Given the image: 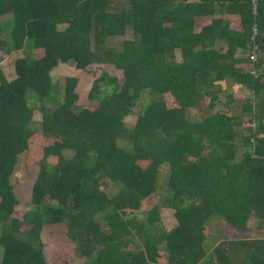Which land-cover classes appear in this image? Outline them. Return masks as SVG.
I'll return each instance as SVG.
<instances>
[{"label": "trees", "instance_id": "obj_1", "mask_svg": "<svg viewBox=\"0 0 264 264\" xmlns=\"http://www.w3.org/2000/svg\"><path fill=\"white\" fill-rule=\"evenodd\" d=\"M0 17V64L23 53L12 79L0 65V264H49L42 232L58 225L81 264H264V57L249 58L264 54V0L255 12L252 0H0ZM70 61L114 66L123 82L96 77L97 105L75 111V78L51 75ZM38 136L48 143L20 220L10 178Z\"/></svg>", "mask_w": 264, "mask_h": 264}, {"label": "rangeland", "instance_id": "obj_2", "mask_svg": "<svg viewBox=\"0 0 264 264\" xmlns=\"http://www.w3.org/2000/svg\"><path fill=\"white\" fill-rule=\"evenodd\" d=\"M121 2H126L127 0H120ZM8 19L5 17H0V23L5 22ZM208 20L205 22L207 23ZM203 25V24H202ZM67 24H60L57 26L58 31H64L66 29ZM133 37V34L131 31H128L125 36H117L112 37L108 40V46L114 47V48H120L122 46V41L125 39H131ZM42 54L41 50L35 49L34 50V56L37 58ZM260 58L264 57V54L261 52L259 53ZM241 55V54H240ZM23 53L20 51L12 52L8 57L4 58L1 62V68L4 71L6 77L8 79H12L15 76L14 73V62L17 58L22 57ZM245 56V54H244ZM109 73L110 75H114L119 78L120 83L123 82V72L122 70L116 69L114 66L111 65H105V64H92L87 66L84 69H79L75 66V63L73 61L67 62V63H59L52 71L51 75L53 79L56 81L55 78H65V77H71L75 78V84L73 92L78 96L77 101L75 103V111H78L79 109L83 107H95L97 105L96 102L90 101L87 97L88 92L91 87L92 81L96 78L101 76L103 73ZM233 94L236 98H239L240 101L241 98H246L248 96L246 91H243L241 87L234 86L233 88ZM222 100L224 99L223 96H221ZM169 102L173 101L171 97H168ZM150 101L149 93L145 92L141 98L138 100L136 107L133 109L132 114H130L126 118V125L128 128L133 127L134 124L137 121V117L140 114V112L144 109V107L148 104ZM207 102V101H206ZM172 105L175 106V104L172 102ZM238 108V106H237ZM187 118L190 120L195 119V112L193 108H189L187 110ZM41 120V114L34 110L33 112V118H32V127L37 128L39 126V121ZM244 124L247 125V118L244 117ZM48 143L45 139H43L41 136H38L35 140H33L31 144V150L26 151L22 153L18 157L17 164L15 166V170L13 175L10 178V182L12 187H14V191L16 193L17 199L19 200V206L16 207L14 217L18 219H22V217L25 215V213L30 209L29 203L31 200V187L33 185V182L37 176L38 172V154L40 153V150L43 146H45ZM64 154L69 155L70 152H64ZM56 159L53 157H50V162H54ZM168 174L167 169L163 168L161 170V175L159 176V188L158 193L161 195L164 192V189L167 184ZM100 188H103L101 186ZM107 191L113 192L115 188L113 186H109L106 188ZM156 200V196L154 197ZM141 215L137 216V220L141 221ZM161 220L163 224L165 225L166 229H169L174 221L172 218V212L171 210H164L161 213ZM222 227H225L223 223H215L211 222V232L215 235H220L221 231V225ZM251 230L246 234V236L250 237H256V231L253 229L255 226H257V221L255 218H251L248 222ZM42 240L43 244L45 246V256L46 260L49 264H81L83 260L75 256L74 249L70 242L67 239V229L64 226H49L45 227L42 232ZM0 258H1V252H0ZM160 264H166V258L164 255L161 254V257L159 258ZM233 264H240L239 260L235 257L232 260Z\"/></svg>", "mask_w": 264, "mask_h": 264}, {"label": "built area", "instance_id": "obj_3", "mask_svg": "<svg viewBox=\"0 0 264 264\" xmlns=\"http://www.w3.org/2000/svg\"><path fill=\"white\" fill-rule=\"evenodd\" d=\"M256 3H257V0H252V4H253V11L255 12L256 10ZM253 33H257V29H256V26L254 25L253 27ZM258 57V52L257 53H252L249 55V58L252 59V60H255L256 58Z\"/></svg>", "mask_w": 264, "mask_h": 264}, {"label": "crops", "instance_id": "obj_4", "mask_svg": "<svg viewBox=\"0 0 264 264\" xmlns=\"http://www.w3.org/2000/svg\"><path fill=\"white\" fill-rule=\"evenodd\" d=\"M260 55V54H259ZM258 55V57L257 58H260V56Z\"/></svg>", "mask_w": 264, "mask_h": 264}]
</instances>
